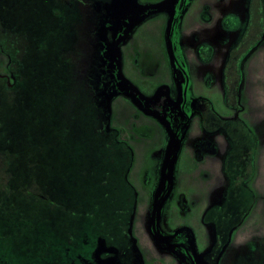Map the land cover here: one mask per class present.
Here are the masks:
<instances>
[{
  "label": "rangeland",
  "instance_id": "374dc122",
  "mask_svg": "<svg viewBox=\"0 0 264 264\" xmlns=\"http://www.w3.org/2000/svg\"><path fill=\"white\" fill-rule=\"evenodd\" d=\"M221 1L179 16L185 118L183 0H0V264H264V30L226 102L219 25L248 0ZM220 120L256 133L230 178Z\"/></svg>",
  "mask_w": 264,
  "mask_h": 264
},
{
  "label": "trees",
  "instance_id": "16d2710c",
  "mask_svg": "<svg viewBox=\"0 0 264 264\" xmlns=\"http://www.w3.org/2000/svg\"><path fill=\"white\" fill-rule=\"evenodd\" d=\"M187 4V0H183V2L179 5L177 4V6H175L174 12L172 14V18L170 20V28H169V35H168V39L170 40V45H171V50H172V54H173V63L176 66V68L181 72L182 77H183V82L181 84V91H182V101L180 103V111L182 112L183 116L185 118H187L188 112L186 109V103L188 100V93H187V89H188V78H187V72L186 69L184 67V65L181 63L179 54L177 53V50L175 49V38H176V28L178 25V20H179V16L181 15V12L183 11L185 5ZM260 5H262V1L261 0H250V10L251 8H253L254 6L259 7ZM11 68V67H10ZM225 98H226V102H229L230 100L235 101V94H228V92H226L225 94ZM199 102L203 103L206 107L207 110H211L209 104L207 101L203 100V99H199ZM197 101V102H198ZM185 122V119H181L177 121V124H175L176 126V130L174 129L173 132H176L178 134V128L180 127V124H182L183 122ZM220 127L222 126V129H224V131L226 132L228 129L229 131L226 132L230 142H231V149L229 150V152L226 154L225 158H224V165H223V170L224 173H226V175L228 176V178H230V175L228 173L227 170V164L231 159H237V161H239L240 159L247 161V169L249 168V170L252 168L251 167V163L253 161V158H250V155L248 156V151H250L252 149L253 144L256 143V138H255V134L252 132V130L246 126L243 125V123H232V125L230 127H228L227 125L230 124V120H220ZM236 124V125H235ZM235 125L237 128V130L239 131L238 133V137L235 136L233 134V130H232V126ZM228 127V128H227ZM227 129V130H226ZM241 130V131H240ZM244 142V152L241 154L240 153V146L241 144ZM246 142V143H245ZM177 147H175V149L173 150V152L171 153V155L168 157L167 159V163L170 162L171 160H173V158L175 157V155L177 154ZM240 158V159H238ZM166 163V164H167ZM243 173V171H241ZM240 172L236 173V176H239ZM168 181V178H167ZM167 185V184H166ZM5 191H8L9 193V189L6 190V188L4 186H1ZM1 193H0V199L3 198L4 195H2L1 197ZM34 197H38V199L42 202H46V197H42V196H36L33 195ZM4 201V199H3ZM156 224V221L154 220V225ZM183 255L185 257H188L189 259L187 260H191L192 259V255L190 254V252L187 250V248L183 249Z\"/></svg>",
  "mask_w": 264,
  "mask_h": 264
},
{
  "label": "flooded vegetation",
  "instance_id": "af4514ba",
  "mask_svg": "<svg viewBox=\"0 0 264 264\" xmlns=\"http://www.w3.org/2000/svg\"><path fill=\"white\" fill-rule=\"evenodd\" d=\"M262 1V5L259 7H253L250 10V0L247 1L246 11L244 16V27L241 30L239 35H233V38L231 37L235 30L238 28L237 23L243 22L240 21L239 18L233 14H229L226 21H224L223 25H219V29L222 30L221 34L217 36L218 43L221 41L222 44L231 43L233 40L232 47H230L228 50H226V61L224 62L222 73L225 76V84L228 88L227 92L228 94H235V101L237 98V93L239 92V75H240V61L241 59L250 51L254 45L260 40L262 36V32L264 30V0ZM243 14V13H242ZM228 20L234 21L235 25H232L231 23H228ZM204 36H208L207 33H203ZM224 35V36H223ZM194 39L197 40V36L194 35ZM205 40H208L206 37ZM176 41V38H175ZM217 43V44H218ZM204 43H201L203 45ZM219 45V44H218ZM209 46V45H208ZM177 50V49H176ZM178 53V51H177ZM198 53V51H197ZM200 54V53H199ZM203 59V57H201ZM234 63L235 65V78L233 80H227V76L229 77V67ZM232 81V84L231 82ZM226 94V93H225ZM234 101V103H235ZM237 102V101H236ZM256 134V133H255ZM258 145V142H257ZM193 264V263H191Z\"/></svg>",
  "mask_w": 264,
  "mask_h": 264
},
{
  "label": "crops",
  "instance_id": "0c3cea01",
  "mask_svg": "<svg viewBox=\"0 0 264 264\" xmlns=\"http://www.w3.org/2000/svg\"><path fill=\"white\" fill-rule=\"evenodd\" d=\"M228 0H222L221 2L223 3V2H226V3H228L227 2ZM224 8H225V11H226V13L228 12V13H231V14H235V15H238V13H240L241 11H240V8H236L235 6H232V7H230V6H224ZM195 26H192V28L191 29H189V30H187V31H185V30H183V32H182V38H180V43H182V44H184V45H191L192 44V42L193 41H190L191 39L190 38H188V35L189 34H191L192 35V37H193V33H192V31L194 30L195 31ZM193 31V32H194ZM224 36V35H223ZM193 48V47H192ZM187 49V48H186ZM185 49V50H186ZM187 51L189 52V56L190 55H192V49H190V50H188L187 49Z\"/></svg>",
  "mask_w": 264,
  "mask_h": 264
},
{
  "label": "water",
  "instance_id": "95a60500",
  "mask_svg": "<svg viewBox=\"0 0 264 264\" xmlns=\"http://www.w3.org/2000/svg\"><path fill=\"white\" fill-rule=\"evenodd\" d=\"M168 44H169V50H170V55H171V59H172V62H173V54H172V50H171V45H170V40L168 39ZM155 216V208H154V211H153V218ZM153 224H154V221H153Z\"/></svg>",
  "mask_w": 264,
  "mask_h": 264
}]
</instances>
